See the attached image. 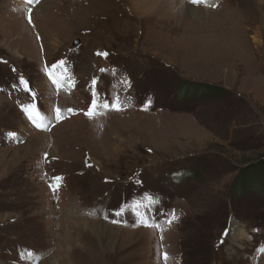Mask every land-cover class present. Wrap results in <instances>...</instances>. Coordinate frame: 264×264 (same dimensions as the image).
I'll use <instances>...</instances> for the list:
<instances>
[{
    "label": "rangeland",
    "instance_id": "1",
    "mask_svg": "<svg viewBox=\"0 0 264 264\" xmlns=\"http://www.w3.org/2000/svg\"><path fill=\"white\" fill-rule=\"evenodd\" d=\"M165 1L163 21L144 0H44L37 44L28 3L0 0V264H264V241L238 259L216 231L224 194L264 220V184L234 190L264 172V0Z\"/></svg>",
    "mask_w": 264,
    "mask_h": 264
},
{
    "label": "bare ground",
    "instance_id": "2",
    "mask_svg": "<svg viewBox=\"0 0 264 264\" xmlns=\"http://www.w3.org/2000/svg\"><path fill=\"white\" fill-rule=\"evenodd\" d=\"M166 3L167 2L165 0H144V2L141 3L142 8H140L139 13H142L143 10H144V14H148V13H151L152 11H154V14H157L156 17L158 19H163V21L166 19H170V16H169L170 12H168L169 10L167 9L166 6H164V5H166ZM180 5L182 6L183 4H180ZM135 10H137V7ZM148 11H150V12H148ZM120 141H122V140H120Z\"/></svg>",
    "mask_w": 264,
    "mask_h": 264
},
{
    "label": "snow or ice",
    "instance_id": "3",
    "mask_svg": "<svg viewBox=\"0 0 264 264\" xmlns=\"http://www.w3.org/2000/svg\"><path fill=\"white\" fill-rule=\"evenodd\" d=\"M27 2L28 3H32V0H27ZM190 2L193 3V4H195V3L201 2V0H190ZM29 22H31L30 17H29ZM53 67H55V65H53ZM21 81L23 82V78L22 77H21ZM96 83H97L96 80H93V84H96ZM93 95L95 96V93H93ZM95 104H96V100L94 99L93 102H92V105L90 106V111H89V113H87L88 115H91L92 114V109L95 107ZM105 107H108V105L106 104ZM111 107L114 108L115 110H120V105H119L118 99H117V102L116 103H113L111 105ZM57 111H59V110H57ZM69 111H71V109H69ZM62 180H63V178L62 177H59V176L52 177V181H54V182L55 181H62ZM60 186H61L60 183H52V182L49 183V188L53 192H55L56 190H58ZM116 214H119V213H116ZM173 219H175L174 213H173L172 218L168 220V223L171 224ZM262 250H264V249H262Z\"/></svg>",
    "mask_w": 264,
    "mask_h": 264
},
{
    "label": "trees",
    "instance_id": "4",
    "mask_svg": "<svg viewBox=\"0 0 264 264\" xmlns=\"http://www.w3.org/2000/svg\"><path fill=\"white\" fill-rule=\"evenodd\" d=\"M255 171H257V173H254ZM258 172H259V174H258ZM263 176H264L263 171L252 170V172H250L249 176H247L245 178V180L242 182V184H239L236 187H234V190L240 192L241 189H244L245 186H247V185L252 186V185L257 184V183L264 184Z\"/></svg>",
    "mask_w": 264,
    "mask_h": 264
}]
</instances>
